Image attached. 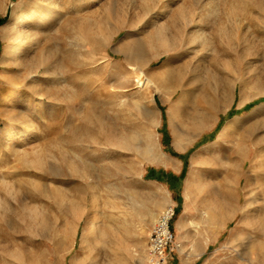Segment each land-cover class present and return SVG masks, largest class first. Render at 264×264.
Segmentation results:
<instances>
[{"label":"rangeland","instance_id":"obj_1","mask_svg":"<svg viewBox=\"0 0 264 264\" xmlns=\"http://www.w3.org/2000/svg\"><path fill=\"white\" fill-rule=\"evenodd\" d=\"M38 5L37 44L3 63V28ZM134 42L159 91L114 51ZM263 104L264 0H0V264H152L168 206L165 264H264V206L244 243L229 242L264 188Z\"/></svg>","mask_w":264,"mask_h":264},{"label":"bare ground","instance_id":"obj_2","mask_svg":"<svg viewBox=\"0 0 264 264\" xmlns=\"http://www.w3.org/2000/svg\"><path fill=\"white\" fill-rule=\"evenodd\" d=\"M45 1H48V0H45ZM96 2H98V0H88V3L90 5H93L95 4ZM55 4V3H54ZM83 4V3H81ZM169 3H167L168 5ZM167 5L166 7L164 8V11L167 9ZM170 5V4H169ZM52 6V5H51ZM83 6V5H81ZM80 6L79 9H82ZM57 8V7H56ZM56 8H53V6L50 8L52 11L56 10ZM80 11V10H79ZM42 12V11H41ZM45 12V11H44ZM55 13V12H53ZM164 14V13H163ZM48 15V14H47ZM159 15V14H157ZM52 16V15H51ZM50 16V17H51ZM161 16V15H160ZM41 16V13H40V9H39V5L37 7H34L32 8L29 12H25L23 13L21 16H20V19L14 23H10L9 25H7L6 27L3 28L2 30V33L4 35V37L6 38L7 40V45H6V49H5V52H4V57L2 59V62L3 63H6L8 61H15V62H18L21 60L20 56L22 54V52L24 51H29V50H32L35 45L37 44L38 42V28L39 27H36V25L38 23H42L48 19L43 17L42 19ZM48 22V21H47ZM51 22V19L50 21ZM43 24V23H42ZM48 24V23H46ZM34 26V27H33ZM122 29H117L116 30V33L118 34ZM115 33V32H114ZM116 34V35H117ZM158 35H159V38L160 39H163L165 42H166V39L163 37V31L162 29H159L158 31ZM114 51L116 53H119V54H123L124 57L126 56L128 59L131 60V63L132 61L134 62V64L132 65L133 69L135 70V72L137 71L138 72V75H136L137 77V80H138V83H140V85L142 86L144 80L147 82V84H151L153 87L156 88V90L159 91V77H160V74H156V75H151L150 73L146 72L145 68H144V61H143V54H142V48H141V45L139 44H135L134 43H126V44H123L119 47H116L114 48ZM50 53V52H49ZM51 56V55H50ZM43 57V56H42ZM46 57V55H45ZM48 54H47V58H48ZM51 58V57H50ZM53 58V57H52ZM51 58V59H52ZM157 58H158V54H157ZM127 59V60H128ZM42 60V59H41ZM48 60V59H47ZM57 60V59H56ZM43 61V62H42ZM39 62V60H33L32 61V64H33V68L35 70V72H40L41 67L45 66L46 63V59L42 60ZM51 61V60H50ZM58 61V60H57ZM55 62V61H54ZM56 63V62H55ZM54 63V64H55ZM32 64H30L32 66ZM52 64V63H50ZM53 64V65H54ZM58 64V63H57ZM46 67V66H45ZM52 67V65H51ZM58 67V66H57ZM47 68V67H46ZM53 68V67H52ZM132 69V70H133ZM34 70H32L31 73L34 72ZM131 70V72H132ZM48 72L47 70H45V73ZM30 73V74H31ZM134 73V72H133ZM137 74V73H136ZM167 74V73H166ZM170 74V73H169ZM31 76V75H30ZM164 77V76H163ZM36 78V77H35ZM19 81V80H18ZM127 81V80H126ZM21 83V82H20ZM226 86V85H225ZM37 87V86H36ZM39 87V86H38ZM188 87V86H186ZM183 88V87H182ZM155 90V91H156ZM39 91V90H38ZM12 94L13 92L11 93H8L7 94V99H11L12 98ZM117 94V93H116ZM186 89H184V92H183V95L181 97V99L178 101V108H179V113L177 114H174L175 117L177 116H181L182 112H184L185 108H183L184 103L186 101ZM6 99V100H7ZM222 99V98H221ZM42 101V100H41ZM246 101V99L243 97V99L241 100V104H244ZM177 104V103H176ZM213 107V106H212ZM216 107V106H215ZM205 109V108H204ZM262 110H264V104L263 105H260L258 107H256L253 112L255 114H258L260 113ZM174 117V118H175ZM179 118V117H178ZM243 120L244 118L243 117H238L237 119L235 118V120H232L230 121L227 126H225V129H223V131H221L219 133V136L217 137V142L221 141V140H224L226 138H228L229 136H231L237 126H239L240 123H243ZM196 124L198 125L199 129H201L202 131L207 129L209 127V121H208V115L205 111L202 110H199L198 113H197V120H196ZM211 123V122H210ZM35 129V128H34ZM33 130L32 129H28V131L24 134L21 135L20 138L24 137L22 140H26L30 137V135L32 134ZM17 133V132H16ZM18 135V134H17ZM33 135V134H32ZM13 136V135H12ZM32 137V136H31ZM19 138V137H18ZM130 140V139H129ZM6 142V141H5ZM8 143V142H7ZM124 145V144H123ZM216 145V144H215ZM148 148V147H146ZM147 154H150V150H147L146 151ZM203 159H206L204 153L202 155ZM159 160H162V158H157ZM155 162V161H154ZM260 174H264V158H263V164H262V169L260 171ZM260 185V184H259ZM263 185V184H261ZM259 188V187H258ZM260 189H262V191L259 193V192H254L256 196L255 198V201L253 202H250L247 204V206L245 207V217L246 219L244 218L243 220V223L240 224L239 226V233L237 235V237H234L232 236L230 239H229V242L232 244V247L235 248V249H238L245 241V239L247 238V232H249V230L252 228V222L248 221L250 220V216H254L255 215V212H257L258 210L261 209V207L264 206V188L263 187H260ZM254 203V204H253ZM251 205V207L249 206ZM242 208V207H241ZM96 211V209H94ZM93 210V211H94ZM235 209H231L228 213V218H234L236 215H237V211H234ZM207 213V216L209 219L211 220H215V215L213 213L212 210H207L206 211ZM156 214L154 213L153 214V218H155ZM93 217V216H92ZM152 218V219H153ZM89 220V219H88ZM97 219L95 217L91 218L89 221H90V225L92 227V229L94 230L96 227H97ZM215 222V225L217 227H220L221 225L217 224L216 221ZM255 222V221H254ZM220 231V230H219ZM67 243V242H66ZM64 245V243H63ZM264 246L261 247V249L263 248ZM234 249V251H235ZM247 250V249H246ZM262 251V250H261ZM253 254V253H252ZM251 254V255H252ZM240 256V255H239ZM243 256V255H242ZM241 257V256H240ZM243 259H245V257H242ZM247 259V258H246ZM150 261V260H149ZM74 264H81V262L79 263V261H75Z\"/></svg>","mask_w":264,"mask_h":264},{"label":"built area","instance_id":"obj_3","mask_svg":"<svg viewBox=\"0 0 264 264\" xmlns=\"http://www.w3.org/2000/svg\"><path fill=\"white\" fill-rule=\"evenodd\" d=\"M177 215L175 206L163 210L149 235V260L152 264H165L174 251L175 233L173 221Z\"/></svg>","mask_w":264,"mask_h":264}]
</instances>
